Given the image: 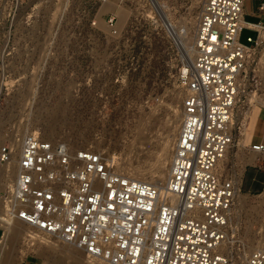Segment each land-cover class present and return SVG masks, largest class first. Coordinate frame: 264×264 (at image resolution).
I'll return each mask as SVG.
<instances>
[{"label":"rangeland","instance_id":"obj_1","mask_svg":"<svg viewBox=\"0 0 264 264\" xmlns=\"http://www.w3.org/2000/svg\"><path fill=\"white\" fill-rule=\"evenodd\" d=\"M18 1L17 24L7 25L6 6L16 0H0V143L19 139L15 134L21 130H37L98 150L114 169L156 183L150 173L164 166L167 172L180 128L183 90L177 76L190 60L203 0H152L150 15L132 23L129 10L110 0L102 5L68 0L66 6L63 0ZM258 1L245 0V19L259 17ZM248 34L254 32L244 29L240 40L252 44ZM255 54L247 89L258 101H250L255 102L251 108L264 100L261 52ZM249 107L244 95L240 108ZM244 130L245 123L221 170L227 171L231 160L238 165ZM242 171L238 165L239 180ZM240 194L237 206L232 204L234 238L228 254L233 264H242L248 247L264 235V185ZM23 228L17 227L18 237L11 241L9 264H70L87 258L54 239L43 252L46 257L39 256Z\"/></svg>","mask_w":264,"mask_h":264},{"label":"built area","instance_id":"obj_2","mask_svg":"<svg viewBox=\"0 0 264 264\" xmlns=\"http://www.w3.org/2000/svg\"><path fill=\"white\" fill-rule=\"evenodd\" d=\"M110 1L129 10L130 22L147 18L152 8V0ZM18 3L6 6L7 25L17 24ZM257 11L263 17L247 21L244 0L202 1L193 56L177 76L183 90L180 130L162 192L114 169L98 150L21 130L15 134L20 148L12 188L0 187L2 215L73 242L96 264H228L220 247L241 187L217 161L240 132L242 116L235 118L246 68L264 33V0ZM113 19L108 18L110 25ZM244 29L254 32L246 35L252 44L240 40ZM251 148L264 152L262 143ZM12 154L11 141L0 143L3 175ZM244 264H264V244L251 250Z\"/></svg>","mask_w":264,"mask_h":264},{"label":"bare ground","instance_id":"obj_3","mask_svg":"<svg viewBox=\"0 0 264 264\" xmlns=\"http://www.w3.org/2000/svg\"><path fill=\"white\" fill-rule=\"evenodd\" d=\"M119 14H120V10H119ZM121 17H123V16H120V18ZM122 19H124V17ZM195 28H196V25H195ZM195 28H194V31H195ZM193 38H194V36H193ZM263 38H264V33L261 32V34H260V36L258 38L260 43L255 49H253V54H251V55L253 56V59H254V57L256 56V54L254 52H256V50L261 52V57H259V61L260 62L263 61L262 70L264 71V48H263L264 41H262ZM188 56H189L190 59H192V56H193V43H192V46L189 48V55ZM249 67H250V65H248L247 68H246L247 72H248ZM247 83H248V81L246 79L243 82V85H242V88H241V92H240L241 96L239 97V99L241 100L243 98V96L246 95L248 103L250 104V107L246 111H244L242 108H240V104L238 105L237 116L235 118V122L238 121L241 118V116H242V119L240 120L241 121L240 132L238 133V135H236V141H237V139L240 136L241 129L243 128L244 123H245V127H246V124L248 122V120L246 121V119L249 117L248 116V112L252 109L251 108L252 105H254V103L256 101H258L256 95H254V94L250 95V93H253V91H248V89L246 88ZM249 97H250V100H249ZM250 101H255V102L252 103ZM171 130H172V128H171ZM177 130H178V132H177L176 138H177V136L179 134L180 128H178ZM11 144L13 146L12 158L7 164V170H6L5 174L3 175V173L0 172V187L4 188L6 191H8V190H10L12 188V180H13V175H14V172H15V164H16V161H17L19 148H20V142H19L18 139L13 138L11 140ZM170 145H171L170 141H169V139H167V141L165 142V146H164L166 151L169 150ZM240 145L244 146L243 139L240 140ZM233 146L237 147L236 142H235V144H233L227 150V152L223 155V157H221L217 161V168H221L223 166L222 163L227 158L228 151H230V150L232 151ZM105 161L107 162L106 159H105ZM223 170H224V167H223ZM227 170L231 171L233 180L235 182H237V183H240L239 176L237 174L238 173L237 172L238 171V165L235 163L234 160L233 161L231 160L229 162V167L227 168ZM168 171H169V167H168L167 172H165V166H164V167L158 168L155 171H152L150 173L151 174L150 177H152V180H154L156 182V183H153V184H156L160 188L161 192L164 189V185H165V182H166V179H167V176H168ZM165 173H166V175H165ZM142 179L144 180V178H142ZM240 192H241V190H238V189H236V191H235V195H234V198H233V204L235 206H237V201L240 200L239 198H241ZM0 209H1V207H0ZM232 209H233V207L231 206L230 211H229V216H228V219H227L224 239L222 240L221 247H220V250L222 252L226 253V255L228 256V258L230 260L228 264H233V263H231V257L228 254V253H230L229 249H228V244H230L231 239L234 238V230L232 229V225H233L232 219L234 218V214L232 212ZM20 226H25V228H23V230L25 231L24 232V236L27 237V238H30L32 241L34 240L33 253H36L39 256H43L44 255L46 257V255L43 252H44V250L50 249V246H49V248L46 247L47 245L51 244L50 243L51 241L49 239H54L59 244L60 243H64V245H65L64 247H67L70 244L71 247H76L77 249L82 250L84 252L85 256L90 260L89 261V260H87L86 257H84L86 259L83 260V258H82V260H81L82 262L76 263L75 261H73V262H75V263H73L70 260V259H72V257H71L69 259L70 260V264H92V263H95V262H93L91 260V256L86 254L85 250L82 247H78L73 242L61 240V239H58L56 237H52V236H48L46 234H43V233L35 230L34 228L29 226L28 224L24 223L23 221L17 219V218H14V219L6 218L4 215H2V213L0 211V227H1V229H3V234H2V236L0 238V264H9V262L11 261V251H12L11 241L18 237L17 236L18 232H17L16 229H17V227H20ZM263 244H264V235L262 234L261 238L257 241L256 245L248 247L249 250H248V252L245 253L244 257L247 256L251 250L258 248L259 246H261ZM54 245H56V244L52 243L51 247H53ZM69 249H71V248H69ZM69 249H68V251H69ZM63 252H65V251H63ZM48 258H49V256H47V259ZM52 259H53V257H52ZM245 259H246V257H245ZM244 262L245 261H244V258H243L242 264H244Z\"/></svg>","mask_w":264,"mask_h":264},{"label":"crops","instance_id":"obj_4","mask_svg":"<svg viewBox=\"0 0 264 264\" xmlns=\"http://www.w3.org/2000/svg\"><path fill=\"white\" fill-rule=\"evenodd\" d=\"M258 13L259 17L256 19L245 20L262 18L263 15ZM242 139L245 146L237 151L240 154L238 165L243 168L240 187L245 193L256 192L264 185V152L251 148V145L264 144V104H257L251 109Z\"/></svg>","mask_w":264,"mask_h":264}]
</instances>
